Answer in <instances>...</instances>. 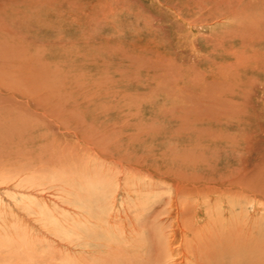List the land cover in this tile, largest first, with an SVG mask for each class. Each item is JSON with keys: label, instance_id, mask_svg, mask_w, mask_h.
<instances>
[{"label": "rangeland", "instance_id": "obj_1", "mask_svg": "<svg viewBox=\"0 0 264 264\" xmlns=\"http://www.w3.org/2000/svg\"><path fill=\"white\" fill-rule=\"evenodd\" d=\"M236 221L264 233V0H0L2 241L80 264L165 233L187 264L188 227Z\"/></svg>", "mask_w": 264, "mask_h": 264}, {"label": "bare ground", "instance_id": "obj_2", "mask_svg": "<svg viewBox=\"0 0 264 264\" xmlns=\"http://www.w3.org/2000/svg\"><path fill=\"white\" fill-rule=\"evenodd\" d=\"M71 169H72V167H71ZM71 169L67 172L70 173ZM78 173L80 174V172H78ZM72 175H73V170H72ZM69 176H70V174H69ZM75 177H77V176H75ZM79 177H77V178H79ZM85 178L83 177L84 181L83 180L82 181L85 184L84 185L82 184L81 189L83 191H85L86 193H84L81 190L84 194L82 195L79 193L80 194L79 199H80V202L83 204L82 208L87 211V210H89L88 209L89 203L91 204V202H92L91 199L94 196L92 192L96 187H94V183L92 184L91 180H88L87 178L86 179ZM73 179H74V175H73ZM73 179H71V180H73ZM97 179H99V178H96L95 180H97ZM76 180H75V183H76ZM98 182H100V181L98 180ZM213 186H214V184H213ZM77 187H79V186L77 185ZM253 188L254 187H252V188L249 187L248 191L250 194L251 193L254 194L256 192V190L254 191ZM78 190L80 191V189H78ZM253 194H251V195H253ZM77 197H78V195H77ZM250 199H252V198H250ZM253 201H254V199H253ZM186 202H188V201H186ZM219 202L221 203V201H219ZM216 203H217V201H216ZM252 203L253 202L251 201V204ZM212 204H213V201H212ZM93 205H91V207ZM100 206H101V204L99 203V205H96L95 207L99 208ZM211 206H213V205H211ZM88 214H91V213H88ZM181 216H183V215H181ZM210 217H211V215H210ZM213 217H214V215H213ZM236 218L238 219V217H236ZM204 221H205V219H204ZM106 222L110 223L109 220H107ZM184 223H186V222H184ZM229 223H231V221ZM240 225H241V222H240V224H239V222H237L235 224L234 223L226 224V226H227L226 229L220 227L218 224H217L216 228H214V226H213V228L210 226H209V228H206V227H208L207 224L202 225L200 228L198 227L197 229H194V227L193 228L188 227V229H186V232H187V230H189L190 236H188V234H186V232L183 234V237H184L183 239L185 242L184 243L185 249L183 251V252H185V256L182 255L183 260L186 261L187 264H264V261H263L264 257L261 255L263 253L262 251L264 249V233L258 232V234L253 235L250 233V229H251V228L249 229L250 226L247 225L246 230H243L242 225L241 226ZM122 229H123V227H122ZM246 232H248V234ZM108 233H110V232H107L106 234H104L106 239L103 238L104 236L101 237V239H104L105 241L104 240L103 241L106 242L105 247L103 246L105 248V252H104L105 254L104 255H106V256L103 257V255H102L101 258H98L97 256L96 257L93 256L94 253L92 254V253H88L87 251H84L82 253V256L80 257V258H82V259H80V262H81L80 264H145V263L150 264V262H152V263L155 262V264H166V261L168 260L167 258L169 257L170 252L168 251L167 245H168V243H170V240H167L169 242H166V244H164L162 242L163 238L164 239L166 238L165 233L160 234L161 236L158 235L157 241H155L158 244H157L156 256L153 260L149 259L147 256L145 258H143V256H144L143 254H145V252L139 253V251L135 252L133 249H132V251H130L129 249L126 248L125 245L121 246L120 243H118L117 240L114 239L113 237H111L112 235H110ZM136 234L137 233H135V235ZM179 234H177V236ZM117 239H118V237H117ZM129 239L132 242H135L134 241L135 237H131ZM183 239H181V240L183 241ZM130 240H127V241H129V244L131 243ZM127 241H126V244H127ZM177 241H179V238ZM175 242H176V240H175ZM194 242L196 243V245L193 244ZM135 244L136 243H134V245ZM131 247H133V245ZM38 248H39V246H38ZM38 252H39V250H37L36 245L35 244L33 245V243H29V242L22 241V240H21V242L20 241L16 242L15 240L14 241H12V240L8 241L6 238H5V240L3 239V241H2L0 239V264H54L53 258L51 259V257H50V258L46 259L47 256H44V255L40 256L41 254L39 255ZM85 252H87L86 254H88V255L92 254L90 257H92L93 262L88 263V259L90 257L88 256L89 258L87 259L85 257V255H86ZM182 257H181V259H182ZM51 261H53V262H51ZM97 261L99 263H97ZM61 262H60V264H61Z\"/></svg>", "mask_w": 264, "mask_h": 264}]
</instances>
